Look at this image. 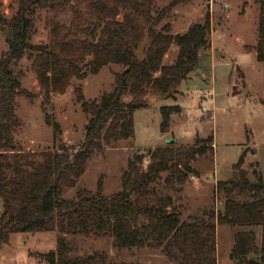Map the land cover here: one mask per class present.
<instances>
[{"label": "trees", "instance_id": "obj_1", "mask_svg": "<svg viewBox=\"0 0 264 264\" xmlns=\"http://www.w3.org/2000/svg\"><path fill=\"white\" fill-rule=\"evenodd\" d=\"M16 1L17 10L5 17L0 0V26L12 32L6 39L7 50L0 53V244L16 232L57 230L56 250L42 255L50 264H138L110 262L100 253L70 255L68 236L101 235L111 236L117 249L162 248L178 264H216L219 224L236 229L231 260L244 264L253 258L264 264V182L248 179L242 168L244 155L234 165L236 178L217 184L224 193L217 211L182 218L168 192L182 189L195 172V158L207 147L213 148L212 136L198 138L193 145L168 143L137 149L121 176V189L110 195L103 193L98 182L95 192L77 188L73 197L63 196L64 190L76 187L95 150L133 138L134 112L148 105L147 98L174 97L179 83L196 73L201 52L211 44L209 17L204 23H193L185 33L173 35L168 24L158 28L166 9L155 12V0ZM258 2L262 18L255 51L264 62V0ZM66 7L73 19L66 23L53 18L48 23V42L32 44L38 13ZM83 17L88 31L79 36L74 28L84 27ZM146 39L139 58V47ZM173 44L178 47L175 61L164 63ZM25 56L43 94L45 122L53 131V148L43 151H23L15 140L21 124L16 97L27 94L22 87L24 72L18 68ZM110 64L123 68L115 74L111 91L87 100L79 86L74 88L87 122L81 146L69 152L61 141V125L45 106L53 94L65 93L73 79H85ZM179 112L177 105L162 107L161 128L167 129L171 115ZM235 194L248 198L239 200ZM255 227L261 229L260 238Z\"/></svg>", "mask_w": 264, "mask_h": 264}, {"label": "rangeland", "instance_id": "obj_2", "mask_svg": "<svg viewBox=\"0 0 264 264\" xmlns=\"http://www.w3.org/2000/svg\"><path fill=\"white\" fill-rule=\"evenodd\" d=\"M154 8L155 12L166 9L158 28L168 24L173 35L185 33L190 25L204 23L209 17V39L215 52L219 53L203 50L199 57L203 75L192 73L181 81L174 97H156L152 103L147 98L148 106L134 112L133 138L95 150L76 187L64 190L63 196L73 197L77 188L95 192L98 182L103 193L110 195L121 189V176L128 159L137 149L166 146L174 139L175 146L193 145L196 139L212 135L214 149L207 147L206 152L192 162L195 168L192 175L197 181L189 176L179 192L168 191L182 212V218H187L204 210L221 208L224 193L217 184L236 178L233 165L241 155H244L242 168L247 171L248 179L256 181L261 178L264 182V62L257 59L255 51L262 18L260 4L258 0H155ZM16 10V0H2L1 12L5 17H11ZM73 17L68 7L55 12L40 11L31 43L48 42V23L53 18L68 23ZM118 18L122 19V15ZM80 20L87 26L84 17ZM85 25L78 30L74 28V31L84 36L88 31ZM9 31L0 26V53L8 48ZM177 53L178 47L171 45L163 62H174ZM18 68L24 72L22 87L27 94L16 97V112L21 121L15 132L16 143L26 152L51 149L53 131L45 122L43 94L26 56L19 61ZM122 69L120 65L110 64L85 79H73L65 93L51 96L45 108L61 125V141L69 152L81 146L87 122L74 88L79 86L87 100L98 99L102 93L112 90L115 74ZM200 89L214 92L213 99L198 97ZM176 105L181 107L182 114L173 113L168 128L163 130L161 108ZM235 196L239 200L248 198V195ZM2 214L3 200L0 197V224ZM254 230L260 238L261 229L255 227ZM235 232L236 229L228 225L218 228L216 264H239L230 258ZM67 238L71 242V256L100 253L105 254L110 262L178 264L162 248L117 249L109 235ZM57 243V230L12 233L7 243L0 244V264H50L42 255L55 251ZM244 264H249V260Z\"/></svg>", "mask_w": 264, "mask_h": 264}, {"label": "water", "instance_id": "obj_3", "mask_svg": "<svg viewBox=\"0 0 264 264\" xmlns=\"http://www.w3.org/2000/svg\"><path fill=\"white\" fill-rule=\"evenodd\" d=\"M10 36H11V30H10L9 33H8V37H10ZM148 41H149V39H146V40L144 41V43H142V45L140 46L139 51H138V53H137V55H138L139 58L142 57V55H143V51H144V48H145V46L147 45ZM196 73L203 75V73H202V69H201V68H197V69H196ZM156 97H157V96H155V97H151V98H150V101H153L154 99H156ZM173 141H174V140H173ZM173 141H172V142H173ZM260 180H261V178H260ZM249 264H261V263H260V261L251 258V259H249Z\"/></svg>", "mask_w": 264, "mask_h": 264}, {"label": "crops", "instance_id": "obj_4", "mask_svg": "<svg viewBox=\"0 0 264 264\" xmlns=\"http://www.w3.org/2000/svg\"><path fill=\"white\" fill-rule=\"evenodd\" d=\"M208 51H211V52H214V54L215 53H219V52H215V48H214V46H213V44H212V42H211V44H210V47L207 49V52ZM202 73H203V70H202ZM205 76V75H204ZM189 80H192V78L191 79H189ZM212 84V83H211ZM213 85V84H212ZM202 90V89H201ZM209 90V89H208ZM203 91H206V90H203ZM211 93H212V96L210 97V98H208V99H213V97H214V92H212V91H210ZM150 98L151 97H149V102L150 103H152L151 101H150ZM203 102H204V100H203ZM149 103V104H150ZM204 104V103H203ZM148 106V105H147ZM204 106V105H203ZM204 108V107H203ZM208 110V109H207ZM181 114H182V111H181ZM210 117H212V116H210ZM210 136H212V135H210ZM212 138H213V136H212ZM176 142V140L174 139V141L173 142H168V143H175ZM167 143V144H168ZM160 146H165V144H162V145H160ZM177 146H181V145H179V144H177ZM183 146H185V145H183ZM211 146L213 147V149H214V140H213V142H212V144H211ZM159 147V146H158ZM241 157V156H240ZM239 160V159H238ZM237 163V162H236ZM235 165V164H234ZM234 165H233V167H234ZM220 226H222V225H217V228H216V239H217V231H218V228L220 227ZM217 249V248H216ZM217 254V253H216ZM218 264V263H217ZM219 264H220V262H219Z\"/></svg>", "mask_w": 264, "mask_h": 264}, {"label": "built area", "instance_id": "obj_5", "mask_svg": "<svg viewBox=\"0 0 264 264\" xmlns=\"http://www.w3.org/2000/svg\"><path fill=\"white\" fill-rule=\"evenodd\" d=\"M197 96L200 98H210L212 96V93L210 91H203L200 89L197 93ZM190 178L197 181V178L194 177L192 174L190 175Z\"/></svg>", "mask_w": 264, "mask_h": 264}]
</instances>
